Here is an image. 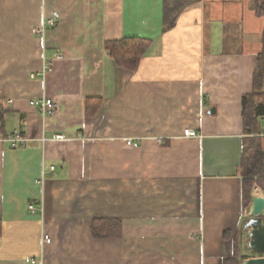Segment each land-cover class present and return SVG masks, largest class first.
Segmentation results:
<instances>
[{"label":"crops","instance_id":"obj_1","mask_svg":"<svg viewBox=\"0 0 264 264\" xmlns=\"http://www.w3.org/2000/svg\"><path fill=\"white\" fill-rule=\"evenodd\" d=\"M263 28L252 0H0V264H223L237 236L258 257L241 110ZM125 38L150 41L133 71L104 48ZM43 96L51 116L30 105ZM14 131L24 146L4 142ZM94 219L120 236L94 239Z\"/></svg>","mask_w":264,"mask_h":264},{"label":"trees","instance_id":"obj_2","mask_svg":"<svg viewBox=\"0 0 264 264\" xmlns=\"http://www.w3.org/2000/svg\"><path fill=\"white\" fill-rule=\"evenodd\" d=\"M252 10L257 17L264 18V0H252ZM261 39L262 50L256 56L252 91L242 98V128L245 134L252 136L245 140L240 164L243 176L242 206L245 210L252 203V191L255 186L260 188L264 195V151L258 138L261 133H264V130L261 129V121L264 120V28ZM149 46L150 41L140 38H125L104 44L105 50L115 65L131 71L137 69ZM93 109V104L87 101L85 108L87 118L94 114ZM5 110V101L0 96V122H3ZM120 234L121 224L119 220L94 219L91 222V235L94 239L115 238L119 237ZM241 242L242 238L240 236L233 239L232 256L224 259L223 264H241L248 259L240 255Z\"/></svg>","mask_w":264,"mask_h":264},{"label":"built area","instance_id":"obj_3","mask_svg":"<svg viewBox=\"0 0 264 264\" xmlns=\"http://www.w3.org/2000/svg\"><path fill=\"white\" fill-rule=\"evenodd\" d=\"M58 23L57 18H50L45 19L42 21V23L35 29V34L38 38L42 39L45 35V32L48 29L53 28ZM56 58L60 59L62 58L61 55H56ZM51 72V65L48 62H43L42 69L39 73H33L30 75L31 79H41L44 77L46 73ZM30 105L34 107L35 109H38L41 115L44 116H51L55 112V103L47 99L46 97H40L38 99H34L30 102ZM183 135L185 137H200L196 132L191 130H186L183 132ZM56 140L62 141L63 137L60 135L56 136ZM4 142L9 145L11 148H16L19 146H24L25 143L28 142L26 137L20 132V131H14L11 135H9L7 138L4 139ZM129 144H132L129 142ZM53 170V167L51 168ZM30 211L35 212V209L33 207H29ZM50 243L49 237L44 236L42 239V245H48Z\"/></svg>","mask_w":264,"mask_h":264},{"label":"water","instance_id":"obj_4","mask_svg":"<svg viewBox=\"0 0 264 264\" xmlns=\"http://www.w3.org/2000/svg\"><path fill=\"white\" fill-rule=\"evenodd\" d=\"M247 217L243 230L247 233L248 240L245 248L256 258H249L241 264H264V197L252 198V203L247 209Z\"/></svg>","mask_w":264,"mask_h":264},{"label":"rangeland","instance_id":"obj_5","mask_svg":"<svg viewBox=\"0 0 264 264\" xmlns=\"http://www.w3.org/2000/svg\"><path fill=\"white\" fill-rule=\"evenodd\" d=\"M258 188V187H257ZM257 188H253L254 189V192L256 193V195H255V197H257V196H260L259 194H260V192H261V194H263V192H262V190L261 189H259L260 191H258V189ZM264 196V195H263Z\"/></svg>","mask_w":264,"mask_h":264}]
</instances>
